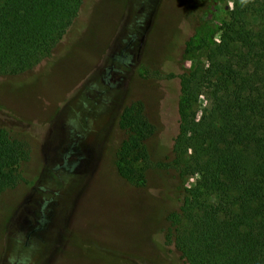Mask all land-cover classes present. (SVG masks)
Returning <instances> with one entry per match:
<instances>
[{
  "label": "rangeland",
  "instance_id": "374dc122",
  "mask_svg": "<svg viewBox=\"0 0 264 264\" xmlns=\"http://www.w3.org/2000/svg\"><path fill=\"white\" fill-rule=\"evenodd\" d=\"M231 8L230 0H83L49 58L0 77V127L29 150L24 182L0 195V264H185L162 231L177 188L198 176L178 181L156 166L177 134L174 76L206 63ZM132 102L153 127L143 143L153 167L137 185L114 167L117 119Z\"/></svg>",
  "mask_w": 264,
  "mask_h": 264
},
{
  "label": "trees",
  "instance_id": "16d2710c",
  "mask_svg": "<svg viewBox=\"0 0 264 264\" xmlns=\"http://www.w3.org/2000/svg\"><path fill=\"white\" fill-rule=\"evenodd\" d=\"M82 1L0 0V77L49 58ZM230 1L206 63L174 76L177 134L156 166L178 181L198 176L193 187L177 188L179 202L162 231L164 245L185 264H264V0ZM202 98L206 105L198 109ZM117 127V176L140 184L153 167L143 146L153 127L141 103L124 105ZM28 160L27 144L0 127V195L24 182L21 166Z\"/></svg>",
  "mask_w": 264,
  "mask_h": 264
}]
</instances>
